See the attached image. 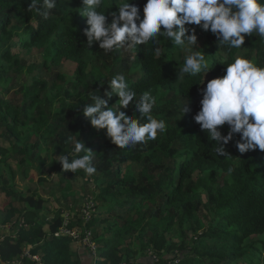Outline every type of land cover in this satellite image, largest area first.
Listing matches in <instances>:
<instances>
[{"label": "trees", "instance_id": "obj_1", "mask_svg": "<svg viewBox=\"0 0 264 264\" xmlns=\"http://www.w3.org/2000/svg\"><path fill=\"white\" fill-rule=\"evenodd\" d=\"M120 2L103 0L99 10L109 23ZM30 3L0 0V57L5 62L0 66V167L11 161L23 171L30 152L44 163L38 155L45 148L51 152L47 172L56 193L70 195L79 186L87 197L83 205L91 200L93 207L87 221L83 205L67 218L64 209L43 210L54 197L47 177L37 173L36 184L30 178L35 191L27 196L8 185L0 171V194L8 198L0 222L11 224L14 233L0 243L1 261L12 262L28 250L40 256L42 264H264V151L239 153L240 135L234 134L225 146L231 157L218 156L215 142L193 119L200 110V90L211 79L223 77L237 55L264 66V40L255 33L245 35L242 48L230 50L219 47L210 31L186 26L196 29L197 46L207 55L211 71L176 81L189 53L174 48L171 41L160 38L159 55L151 43L106 53L98 44H86L87 18L79 14L82 0H57L47 20L28 11ZM132 3L142 15L146 0ZM14 48L33 60L25 64ZM13 69L14 76L9 74ZM15 74L23 80L12 92L7 86L16 81ZM117 74L125 76L137 100L144 92L155 97L152 114L166 125L156 139L121 149L106 130L94 129L83 116V105L91 102L89 93L107 99V81ZM118 99L113 95L108 106ZM183 107L190 111L183 113ZM121 111L134 115V103ZM219 130L227 135L228 125ZM78 139L94 152L97 170L91 176L83 170L63 172L56 158L68 155ZM62 228L76 230L79 241L55 236ZM170 231L177 241L168 236ZM86 232L96 257L81 242Z\"/></svg>", "mask_w": 264, "mask_h": 264}, {"label": "clouds", "instance_id": "obj_2", "mask_svg": "<svg viewBox=\"0 0 264 264\" xmlns=\"http://www.w3.org/2000/svg\"><path fill=\"white\" fill-rule=\"evenodd\" d=\"M82 4L79 14L87 18L83 35L87 38L88 48L98 44L107 53L151 43L159 55L162 37L171 41L174 48L189 53L177 71L176 81H183L186 74L196 76L202 71L206 74L211 71L208 70L207 55L197 46L196 29L186 26L196 25L205 32L210 31L219 47L227 46L230 50L241 49L245 35L255 33L264 40V0H146L142 15L132 0H121L116 7L118 11L110 13V23L106 14L99 10L103 0H82ZM56 7L57 0H31L28 11H35L47 20ZM107 84L110 89L104 93L107 99L91 91V102L83 105L82 114L94 129L106 130L107 137L121 149L154 140L158 133L165 131L164 121L152 114L156 104L154 96L144 92L137 100L136 91L129 88L123 74L115 75ZM113 95L119 98L118 106L109 107ZM200 95V110L193 119L215 142L214 150L218 156L231 157L225 146L234 134L240 135L236 143L239 153L257 148L264 151V66L237 55L227 64L225 75L208 81ZM130 103H134L135 114H139L136 118L135 114L129 116L121 111L128 109ZM182 110L186 113L190 108L183 107ZM141 120L146 122L141 123ZM225 124L229 128L227 135L219 130ZM71 140L69 137L68 142ZM93 153L78 139L68 155L60 154L56 158L63 172L83 170L91 176L97 170Z\"/></svg>", "mask_w": 264, "mask_h": 264}, {"label": "rangeland", "instance_id": "obj_3", "mask_svg": "<svg viewBox=\"0 0 264 264\" xmlns=\"http://www.w3.org/2000/svg\"><path fill=\"white\" fill-rule=\"evenodd\" d=\"M12 52L15 54V53H19V55H20V57L24 60V62H25V64H27V61L28 62H31V60H33L32 58H30V57H25V55H24V53L23 52H21V54H20V49L19 48H14L13 50H12ZM1 56V55H0ZM3 64H5V62H4V60L0 57V66L1 65H3ZM26 65L23 67V69H22V74L24 75V77H26L27 76V71H26ZM15 70H17V71H21V69L20 68H15ZM66 70L71 74L72 73V71L69 69V67H66ZM1 72V71H0ZM10 75H13L14 76V69L9 73ZM17 75L15 74V79H16V81H14L12 84H8V89L9 88H11V91L13 92V91H15V90H17L18 88H19V86H20V84H19V81H22L23 79H21V77L20 76H17ZM20 77V78H19ZM30 85H31V78H30V83H29ZM1 93V92H0ZM50 151H48V150H46L45 148H43L42 150H41V152L39 153V157L41 158V159H46V161H44V163H41L40 164V162L37 160V155H35V156H33L32 154H31V152H30V155L26 158V163L24 164V169H23V171H22V169L20 170V168L18 167V165L15 163V162H11V161H9V162H7V164L6 165H4V166H1L0 168H1V173H4L6 176H7V179H8V182H7V184L9 185V183H10V185H12V186H14L15 188H16V190L19 192V193H21V194H25V195H27V196H31V194L32 193H30V190L31 191H35V190H32L33 188H35V186L34 185H32V183L34 182V184H36V183H38V181H39V178H38V176H37V173H42V175L43 176H45V177H47L48 178V180L51 182V185L53 186L54 185V183L52 182V176H49V174H48V172H47V168H48V155H50ZM38 157V158H39ZM47 157V158H46ZM40 167H42V168H40ZM27 168H29V171L27 170L26 171V169ZM37 168H39L40 169V171L41 172H39V171H37L36 169ZM35 171H34V170ZM25 170V171H24ZM23 172H25V173H23ZM23 173V174H22ZM30 178H33V181H32V183H31V181H30ZM78 181H76V182H74V183H77ZM42 185V183L41 184H39V186H41ZM65 185V183H63V184H61L60 185V187H63ZM38 186V187H39ZM51 193H53L54 194V197L52 198V196L51 197H49L50 199H52V202H51V204H49L48 206H47V208H45L46 207V205H43V210L44 209H46L47 211H51V208L53 209V210H55V211H57V210H59V209H64L63 211H65V214H64V218H66L67 217V215L69 214V213H71L72 215H74V214H76L77 213V210H79L81 207H82V205H83V202H84V200H85V198H87V197H83L82 195L84 194L82 191H81V188L79 187V186H74L72 189H71V191H73L74 193L73 194H64V195H62L61 193L59 194V193H56L57 192V187H56V184L54 185V189H52V190H49ZM48 195L47 194H45V196H42L43 198H44V200L45 199H47L46 197H47ZM6 199H8L7 197H6ZM91 203V201H89L87 204L88 205H91L90 204ZM66 204L68 205V207H69V209H67L66 208ZM93 204V203H92ZM63 224H65V221H64V223ZM11 226V225H10ZM9 226V227H10ZM7 227V226H6ZM62 230H64V229H62ZM9 231H10V228H9ZM74 233H75V231H73ZM87 241L88 242H92L90 239V233L89 232H87ZM74 236H76L75 234H74ZM168 236H172V238H173V240L175 241L176 240V238L177 237H175L174 235H173V232L172 231H170V233L168 234ZM86 238L83 240V241H81L84 245H87V246H89L90 245V243L89 244H87V242H86ZM78 241V240H77ZM177 241V240H176ZM76 245H77V249H78V242H76L75 243ZM82 247V246H81ZM93 247V246H92ZM91 249H93V248H91ZM95 253L93 254V253H91L92 254V256H95L96 257V246H95ZM30 253V252H29ZM33 255V254H32ZM94 259V258H93ZM94 264V263H93Z\"/></svg>", "mask_w": 264, "mask_h": 264}, {"label": "built area", "instance_id": "obj_4", "mask_svg": "<svg viewBox=\"0 0 264 264\" xmlns=\"http://www.w3.org/2000/svg\"><path fill=\"white\" fill-rule=\"evenodd\" d=\"M89 201H91V200H89ZM89 201H87L86 203H88ZM90 204L91 205H88V204L83 205L82 218H83L84 221H87L90 218V212L92 211L91 208L93 207L92 201H91ZM62 229H64V230H62ZM62 229L58 233H56L55 236H58V235H60V236H68V237H71L74 240H78L79 234L77 233L76 230H73V231H75V233H74L73 231H69V230H67L65 228H62ZM74 234L76 236H74ZM87 235L88 234L86 232L85 235H84V238L82 239V241L87 237ZM86 242H87V244L90 243L89 246H87V245L86 246L94 254L95 253V251H94L95 250V245L92 242H88L87 241V238H86ZM91 248H93V249H91ZM24 260H28V261H30L31 263H34V264H42L41 263L40 256H38V255H32L31 253H29L28 250L25 251L24 254L19 259H15L14 261H12V264H23V261Z\"/></svg>", "mask_w": 264, "mask_h": 264}, {"label": "crops", "instance_id": "obj_5", "mask_svg": "<svg viewBox=\"0 0 264 264\" xmlns=\"http://www.w3.org/2000/svg\"><path fill=\"white\" fill-rule=\"evenodd\" d=\"M7 199H6V197L5 196H3V194H0V209L3 207V204L2 203H4L5 201H6ZM63 217H64V215H63ZM11 224H6L5 226H3L2 224H1V222H0V243L3 241V239L5 238V237H7V236H13V229H12V225L10 226ZM7 226V227H6ZM10 226V227H9ZM9 228H10V231H9ZM14 261V260H13ZM0 264H12V262H3V261H1V259H0Z\"/></svg>", "mask_w": 264, "mask_h": 264}]
</instances>
